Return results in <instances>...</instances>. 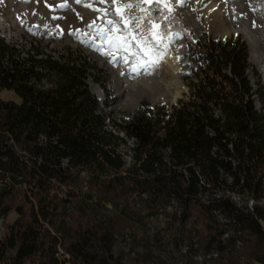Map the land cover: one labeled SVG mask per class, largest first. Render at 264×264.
Masks as SVG:
<instances>
[{
	"label": "trees",
	"instance_id": "16d2710c",
	"mask_svg": "<svg viewBox=\"0 0 264 264\" xmlns=\"http://www.w3.org/2000/svg\"><path fill=\"white\" fill-rule=\"evenodd\" d=\"M10 51L17 49L0 37V59ZM248 56L245 42L212 43L196 59L205 67L192 99L179 100L180 108L174 105L171 112L155 105L141 107L127 122L110 119L113 130L98 113L100 100L88 87L86 67L49 55H29L23 61L8 56L11 66L0 65V92L11 89L21 102L0 98V219L13 207L19 216L0 239V258L14 250V264H125L113 250L125 217L101 214L93 202L94 189L98 203L123 201L121 213L133 192H146L151 202L162 204L175 196L184 209L182 224L199 205L208 219L206 244L217 248L220 264H264V84L256 71L258 109L247 76ZM45 71L56 74L55 86L30 83L32 78L40 81ZM127 138L134 140L128 167L118 151ZM82 172L87 173L86 192L79 190ZM200 175L213 188L238 187L257 200L252 207L237 205L226 195L212 202L228 216L227 228L238 232L245 263L234 237L222 239L211 205L201 202ZM66 203H73L76 213Z\"/></svg>",
	"mask_w": 264,
	"mask_h": 264
},
{
	"label": "rangeland",
	"instance_id": "374dc122",
	"mask_svg": "<svg viewBox=\"0 0 264 264\" xmlns=\"http://www.w3.org/2000/svg\"><path fill=\"white\" fill-rule=\"evenodd\" d=\"M154 1L162 3L164 7L167 4L168 7L165 9L168 8L171 12L176 13L183 21L181 30L169 39L164 38L161 31L163 26L160 23H155L156 27L153 28L152 25L146 24L147 17L150 16L149 8ZM83 2L92 4V8L85 7L87 11L82 10L81 5L75 3L74 0H0V19L4 25V28L0 27V33L8 37L13 35L14 41L17 43L14 46L8 44L11 48H16L17 51L14 53L10 51L4 58L1 57L0 64L3 59L12 55H14V59L23 61L24 54L28 53L37 58H46L49 55L52 59L60 62L76 63L86 67L88 72L86 81H88L89 89L93 93L94 91L102 92L105 95L104 104L100 103L101 108L98 113L104 116L106 127L113 130L110 119L117 123H123L129 121L141 107H154L164 103L171 110L172 106L176 105L179 100L188 101L192 99L197 90L194 83H197L203 76V68L205 67L202 60L197 61L196 59L205 54L212 43L218 46L219 44L245 42L249 55L247 76L253 87V99L257 108L261 109L262 102L257 91L255 73L258 71L262 75L263 84L264 76L251 60V46L243 34L224 33L222 30L224 23L228 26L231 25L229 10L225 7L227 5L226 0H132L133 3H140L144 11L138 8L125 10L122 5L128 0H116L115 4H112V0H88L89 3L87 0H83ZM61 4H67V7H60ZM72 5L75 7L74 9H72ZM114 6L121 10L126 21L129 16L141 18L138 28L135 27V22L128 23L133 29L134 35L139 38L146 36L149 42H152L150 31L146 27L152 29L153 36L161 43V47L169 55L178 59L181 64V73L177 84H174L175 78L172 77L167 64L159 62L160 70L166 72L167 85L171 84L170 86L162 85L158 80V74L146 63L136 44L128 39L121 28L115 29L112 36L117 38V44H123L127 40L125 47H128L129 51L125 52L123 48H119L124 54L111 57H106L99 51L104 46L100 45L101 40L95 39L96 32L89 29L87 25L95 20L97 27H103L107 31L111 26L105 23L104 12L111 9L107 18L117 19L112 15ZM185 8H190L191 14H184ZM93 9H98V11ZM231 10L233 11L232 8ZM5 29L9 30L5 31ZM82 33H88V36L82 35ZM214 38H218L219 43L215 42ZM4 42L6 43V40ZM96 42L100 43L95 49L93 46ZM155 45L156 43L153 42V47H149L153 49L150 54L156 61L159 50ZM116 48L118 49V47ZM216 51L219 53V47ZM132 52L139 55L133 56L130 54ZM124 57H127V62H124ZM133 65L137 68L135 72L132 71ZM223 70L228 72L229 68L224 67ZM56 79V74L51 71H45L40 75V81H44L49 87L56 85ZM177 89L179 94L175 98ZM0 98L21 102L16 92L8 89L1 90ZM136 101H138L137 104ZM120 135L123 136L124 134L120 133ZM130 139L127 138L125 143L120 142L118 146V151L123 155H132L129 151ZM126 167H128L127 164ZM125 169L122 170V174L125 173ZM80 177L79 190L86 192L89 190L87 173L82 172ZM227 190L234 193L231 195ZM227 190H225L226 195L232 197L231 199L237 205L244 203L251 207L253 203L257 202L249 192H241L238 187L235 190ZM92 193L94 194L93 202L97 203L101 214L105 216H119L120 214L125 217L120 220L121 227L117 231L116 243L113 247L115 255L120 256L123 263L220 264V254L216 257L207 256L212 250L217 251V248L214 246L209 248L206 244L209 234L208 219L199 205L192 208L190 218L185 224H182L178 217H150L167 205L159 203L153 205L151 214L149 209L152 205L149 203L148 205L131 194L126 212L121 213L124 207L123 201L119 204L107 200L98 203L99 196L96 190L93 189ZM18 202L19 199L15 200L13 205L15 206ZM260 202L263 204V199ZM66 207H68V211L76 213L73 210V203H66ZM167 212L171 213L172 210L167 207ZM18 216L15 207H13L0 219V239L8 233L9 226ZM213 219L217 221L216 217ZM217 223L220 225L218 221ZM192 243L197 244L193 246L191 253L185 252L187 245ZM241 245H235L236 251L240 261L245 263L246 258L241 253ZM198 254L204 257L203 260L198 258ZM13 255L14 250H7L5 255L0 258V264H14L12 262ZM25 264L32 263L27 261Z\"/></svg>",
	"mask_w": 264,
	"mask_h": 264
},
{
	"label": "bare ground",
	"instance_id": "6f19581e",
	"mask_svg": "<svg viewBox=\"0 0 264 264\" xmlns=\"http://www.w3.org/2000/svg\"><path fill=\"white\" fill-rule=\"evenodd\" d=\"M155 2L157 3L156 6L162 5V7L155 10L152 3V6L149 8L148 13L150 14V17L152 19L159 20L160 22L163 23V28L161 29V31L164 35V38L169 39L170 37H173V35L176 32L181 30L183 21L179 18V16L176 13L171 12L168 8L165 9L162 3H159L158 1H154V3ZM226 2L227 5L225 7L229 10L231 25L228 26L224 23L222 30L224 31V33L231 32V33L243 34L245 36L246 40L249 42L251 46V52H252L251 60L260 69V71L264 76V0H226ZM212 3L214 4V1ZM80 5L82 10L87 11V8H85L82 4ZM116 6H114L113 9L114 13L117 10H119ZM74 8L75 7L72 5V9ZM231 8L233 9V11L231 10ZM14 11H16L15 8ZM119 11L121 12V10ZM158 11L159 13H157ZM183 13L191 14L190 8H185ZM116 18L118 19V17ZM0 27L4 28L1 19H0ZM121 27L123 28V31L126 33L128 39L132 40L136 44V46L139 44V47L137 48L140 51V48L144 47V45L140 44V38L134 35L133 29L128 24L126 25V27L124 26ZM146 29L150 31L149 34L152 40V42H149L148 46L153 47V42H155L156 43L155 47H158L159 50L157 55L158 60L156 61L153 55L150 53L148 56L143 55L146 60V63L149 64L153 68V71L158 74L159 76L158 80L159 82L162 83V85L164 84L166 86H170L171 84L167 85V82L165 80L166 77L165 70H160L158 65L159 62H165L172 77L175 78V81H173L174 84H177L178 78L180 79V73H181L180 62L178 61V59L169 55L163 49V47H161V43L158 40H156V38H154L153 36L154 33L152 29L147 27ZM99 43L97 42L94 43L93 48L96 49L99 46ZM100 45H103L104 48L100 49L99 51L102 52L106 57L124 54L123 51L113 46L112 42L103 43V44L101 42ZM178 94H179V90L177 89L175 98L177 97ZM137 103L138 101H136V104Z\"/></svg>",
	"mask_w": 264,
	"mask_h": 264
},
{
	"label": "built area",
	"instance_id": "2783aa9c",
	"mask_svg": "<svg viewBox=\"0 0 264 264\" xmlns=\"http://www.w3.org/2000/svg\"><path fill=\"white\" fill-rule=\"evenodd\" d=\"M156 5H157V3H153V7L155 8V10L162 7V5H159V6H156ZM157 13H159V11ZM147 19H148V21H147L146 24L147 25H152V28L154 26H153V23H151V22H154V24L155 23H160L163 26V23L162 22H160L159 20L152 19L150 16L147 17ZM8 30L9 29H5V31H8ZM0 36L4 40H6V43L7 44H9L11 46H12V44H13V46L15 44H17L14 41V36L13 35H10L8 37V36L0 33ZM204 39H205V37H204ZM213 40L215 42L219 43V39L218 38H214ZM24 55H25V57L23 56V60L29 57V54L28 53H25ZM2 63L5 66H11V64H12V62H11V60H10V58L8 56H7L6 59H3L2 60ZM30 83H36L37 87H40V88H48L49 87L44 81H37L35 78H32L30 80ZM8 90H11V89H8ZM95 94L99 98L100 103L103 105L104 104V100H105L104 93L101 92V94H97V93H95ZM163 105H164V103L159 104V106H163ZM176 105H177L178 108H180V106H181L179 103H176ZM169 111L171 112L172 109L169 110ZM215 114H216V116H219L221 114V111H220L219 108H216L215 109ZM41 138L42 139H45L46 137L43 136V135H41ZM129 141L131 143V146H134V140L133 139H130ZM216 149H217V147H214V150H216ZM168 151H169V149H168ZM124 157H125L126 164L127 165H130L131 162H132V155H125ZM164 160H165V162L167 164H171L170 158L165 157ZM62 164L63 165H67L68 164V158H64L62 160ZM182 170H183L185 179L186 180H189V174H188V171L186 170V168H182ZM226 178H227L228 183H231V180L232 179H231V177L228 174H226ZM1 185L2 184L0 183V190H1ZM227 189H230V188H226V189H222L220 187L213 188L212 185H210V184H208L206 182V180L203 178V176H201V175L199 176L198 196H199V198H200V200H201L202 203H204L206 205H211L210 213L212 214V217H216L217 221L220 223V225L223 228L222 239L234 237L235 245L239 246L240 244H242V242H241V240L238 237V232L233 231L232 229H228L227 228V225L230 223V220H229L228 216L220 208H216V207H213L212 206V202H214L215 199H220L222 196L226 195L225 190H227ZM227 192L229 194L234 193L233 191H230V190H227ZM132 194H133V196H135L136 198H138L140 200L147 199V201H149V204L152 205V206L153 205H158L157 203L151 202V200L149 199V195L146 192L141 193V194H138L137 192H133ZM226 196L230 197L229 195H226ZM230 198H232V197H230ZM159 204H162V203H159ZM263 204H264V199H263ZM164 205H167V207L170 208L172 210V212L171 213H168L167 212V207L164 206V207L160 208V210L158 212L156 211L154 214H152L150 217H178V218L183 217V211H184L183 206L175 198V196H172L171 197V200L168 203H165ZM253 205H254V203H253ZM196 244L197 243H192L191 245H187V249H186L185 252L191 253V251L193 250V246L196 245ZM218 254H219L218 251H213L212 250L211 252H209L207 254V256L208 257H211V256H215L216 257V256H218ZM197 256H198V258L200 260H203V258H204L200 254H198Z\"/></svg>",
	"mask_w": 264,
	"mask_h": 264
},
{
	"label": "snow or ice",
	"instance_id": "6c2138e0",
	"mask_svg": "<svg viewBox=\"0 0 264 264\" xmlns=\"http://www.w3.org/2000/svg\"><path fill=\"white\" fill-rule=\"evenodd\" d=\"M75 2L79 3V4H82L84 7L92 8V4H84L83 0H75ZM115 3H116V0H112V4H115ZM122 6H123V8L125 10H132L133 8H138L141 11H144V9L141 8V4L140 3H133L132 0H128V2L127 3H123ZM60 7H67V4H61ZM165 7H168V5L165 4ZM93 10L98 11V9H93ZM110 11H111V9L106 10L104 12V17H103L104 20H105V23L107 25L111 26V27H109L107 29V31H105V29L103 27H97L95 20L91 21L87 25V27L89 29H92V30H94L96 32L95 39L101 40L102 44L103 43L112 42L113 46L118 47V49L119 48H123V50L125 52H128L129 51L128 47H125V45L127 44V40H125L123 44H117V38H114L112 36V32L115 29H117V28H121V30H123V28L121 26L126 27V25L128 23H132V22H135V27L138 28L141 18L137 17V16H129L127 18V21H125L124 15L119 10H117L115 13H112V15L115 16V17H118V19H108L107 17L109 16ZM77 15L79 16V13H77ZM151 23H153V26L156 27L154 22H151ZM82 35L88 36V33H82ZM133 38H135V37H133ZM140 44L144 45V47L140 48V52L143 53L144 56H148L149 53L153 51V49L148 46L149 45V40H148V38L146 36H141L140 37ZM137 47H139V44L137 45ZM130 54L133 55V56L139 55L136 52H132ZM124 62H127V57H124ZM132 71H134V72L137 71V68H136L135 65H133Z\"/></svg>",
	"mask_w": 264,
	"mask_h": 264
},
{
	"label": "water",
	"instance_id": "95a60500",
	"mask_svg": "<svg viewBox=\"0 0 264 264\" xmlns=\"http://www.w3.org/2000/svg\"><path fill=\"white\" fill-rule=\"evenodd\" d=\"M95 92V91H94ZM95 93H97V94H101V92L100 93H98V92H95Z\"/></svg>",
	"mask_w": 264,
	"mask_h": 264
}]
</instances>
